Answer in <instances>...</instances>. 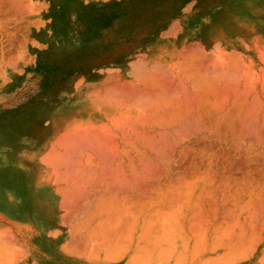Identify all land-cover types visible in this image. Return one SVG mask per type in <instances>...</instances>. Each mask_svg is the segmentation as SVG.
Here are the masks:
<instances>
[{"label":"bare ground","instance_id":"1","mask_svg":"<svg viewBox=\"0 0 264 264\" xmlns=\"http://www.w3.org/2000/svg\"><path fill=\"white\" fill-rule=\"evenodd\" d=\"M88 1L0 0V39L18 44L17 53L11 52L14 56L6 55V45L0 48V70L5 71H0L4 73L0 79L11 80L12 65H21L29 54L33 59L37 39L55 40L58 22L75 24L83 18L82 5ZM169 1L177 6V21H185L187 30L203 23L204 50L195 53L188 51V45L179 50L174 47L170 65L153 57L148 66L135 67L129 78L116 77L113 83L100 81L81 89L75 84L78 90L73 97L79 94L82 99L71 103L70 111L83 108L87 118L69 121L50 147L40 149L44 156L32 155L33 159L40 157L42 178L48 176L52 183L43 179L32 183L30 193L18 199L35 211L36 221L46 225L54 224L56 209L67 217L87 216L70 230L85 237L79 247L88 250V242L93 253L100 252L107 262L127 258L139 264L141 258L144 264L179 262L178 258L187 257L184 250L189 244H206V248L200 246L204 247L201 251L197 246L191 248V260L196 261L202 251L214 254L217 246L247 240L244 246L251 251L258 249L253 243L264 242L258 234L264 230V47L259 42L264 35L247 38L249 33L264 30V0ZM187 1L194 9L188 17L181 10ZM60 5L67 7L65 13ZM198 28L196 32L203 27ZM32 36L35 41L30 44ZM217 39L223 44L219 53L213 49ZM238 51L241 60L234 56ZM64 114L59 113V119ZM57 195L64 202L59 203ZM8 208V199L0 198V210ZM233 229L242 232L232 235ZM126 231L131 237L125 245L120 240L129 236ZM14 237L1 234L0 242L12 243ZM228 250L223 252L234 251Z\"/></svg>","mask_w":264,"mask_h":264},{"label":"rangeland","instance_id":"2","mask_svg":"<svg viewBox=\"0 0 264 264\" xmlns=\"http://www.w3.org/2000/svg\"><path fill=\"white\" fill-rule=\"evenodd\" d=\"M106 1H109V8L114 9V13H110L107 17L102 18L103 22L101 23V31H87V28L85 26L83 27L82 17L77 18L74 21L75 24H71L72 21H70L69 23H66L64 20L63 22L60 21L58 22V27L60 30H58V36L56 35L58 39L56 38L55 40H48L46 37L37 39V45L33 51V59H31V54H29L27 55V59H25L21 65H16V67L12 65L14 67V70L11 71L12 73L9 72L12 75L11 80L9 79V81H2V79H0V198H7L10 205V208H8L7 211L0 210L1 212L3 211L4 213H6L8 216L7 223L0 221V235L6 234V236L8 237L14 236V232L16 229L10 225L12 223V221L10 220L11 218L20 217L26 219L30 217L32 220L36 221L35 218L32 217V211H35L33 209H27L26 205H24V202L23 204H21L20 202H18V199L23 200V196L30 193V185L32 183L37 184L41 179H43L42 176H45L43 162H40L39 159L46 153L44 151V154L40 149H42V147H45L46 145H48L46 147H50L58 130H63L65 127H67L70 123L69 121H72L76 118H87V116L85 117V115H82L83 108H79L76 113H74V110L70 111L72 109V106H70L71 103L73 104V102L82 99V96H80L79 94H76L77 96L73 97V95H75L76 93V90L81 89L84 86L89 87L91 85L98 84L100 81V83H113L115 82L116 77L118 79L129 78L131 77V73L135 69V67L137 68L148 66L147 62L150 61L153 57H158L159 61L161 60L163 61V63H167L163 64L165 66L170 65L172 61V55L170 51L173 50L174 47H177V49L179 50L182 49L185 45H188V51L195 53L197 51L201 53L202 50H204V42H202L201 39V32L204 30V26L202 25L203 23L197 22L195 27H189V30H187V28L185 27V21H177V6H175V3H173L172 1L105 0L104 3H106ZM201 9L203 10L204 8ZM181 10L183 11L182 13H184L185 16L188 17L189 15H191V13H193L194 9L190 6V1H187L183 3ZM203 11H207V9ZM220 11H223V9H220ZM170 13H172L173 16H170ZM71 17H74L73 14ZM246 18L250 17L247 16ZM187 21H189V18ZM59 25L61 26V28ZM154 26L156 27V29ZM199 26L203 28H200V32H196L199 29ZM182 33H187V36L183 37ZM262 35H264V30H257L252 32V34L249 33L247 35V38ZM30 40V44H32V41H35L33 36L30 37ZM194 40H196V42ZM8 42V39H0V48H2L3 45H6L5 48H7L6 51L8 52H6V55L8 54V57L9 55L14 56V54L17 53L15 46H18V44H16V42L14 45H12L10 42ZM259 42L264 45V39L263 41ZM7 43L12 46L8 47L10 45H8ZM221 43V39H217L215 45L213 46L215 47L213 48L215 53H219L218 49H220L221 51L223 46V44ZM169 44L172 45L169 46ZM155 45H157L158 48L153 47ZM263 45L262 47H264ZM160 48H162L163 50ZM13 50L15 51V53L13 52ZM11 52H13L14 54H12ZM233 54L235 53L233 52ZM237 54L234 55L235 58L237 59L238 57V59H240L242 56V52L238 51ZM138 57H142L140 59V62ZM115 58H118L119 60ZM3 72L5 73L4 70ZM109 73L112 75H110ZM3 74L0 72V76H2ZM75 84L78 85V89H76L77 87ZM63 112L65 114L62 115V118L60 117L59 119V113ZM40 153L42 154L38 159H33L32 155H39ZM43 182L51 184L52 180L47 176L44 177ZM57 196L59 203L64 202L65 198H63L62 195ZM59 213H62L60 219L61 221L63 220V227L61 226L63 230H70L71 228H73L72 226L78 223V221L80 222L81 218H87V216L85 215H78L79 217L77 218L75 216L74 218H76L77 220L71 216L67 217V213H64V211L61 209H59ZM66 217L70 219L69 222L65 220ZM177 218H180V220L183 219V217L180 215ZM83 219H81V221H83ZM71 221L74 222L72 223ZM233 230L234 234L233 232H230L232 233V235L236 236H239L242 232H240V229ZM201 232L203 234L204 227ZM127 233L128 232L126 231V234ZM169 233L170 231L168 232V234ZM200 233H197V235L200 236ZM256 233H258V231ZM260 233L264 236V230L261 229L258 234L260 235ZM130 237L131 234H129L127 238L125 237L126 240L124 238L125 241L121 239L120 242H123L125 244V242H128L130 240ZM245 242L247 243V240ZM245 242L238 241L237 243H235V245L231 246H217L214 254L211 252L205 253V251H202L201 254L203 256L201 255L200 259L196 261L191 260V255L194 254H191V248L195 246L194 248L196 250L197 245H194L192 247V245L189 244V247L186 248L187 250H184V253L187 252V257H180L182 259L178 258L179 262H175L176 260H173L166 264H173V262L175 264H264V260L262 261L260 259L264 256V242L256 244L253 243V247L254 245H256L258 246V249L255 250V248H252V252L248 247H246V245L248 244H246ZM248 242L250 243L249 240ZM242 243L243 245H241ZM0 244V249H2L3 251L6 250V252L4 253H1L2 250L0 251V259L2 260H0V263L5 262V264H9L12 259L10 254L8 253H10L9 251H11L12 245L11 243L5 242H0ZM6 244L7 246L9 245L8 247L6 246L9 251H7L5 247ZM124 244L123 247L126 245ZM203 244L201 245L204 246ZM244 244L246 245L244 246ZM238 245L246 247V250L248 248L247 252L245 251V249H242L243 247L240 248ZM198 246L197 248L199 249L200 246ZM204 247L206 248V244ZM204 247L199 250H204ZM188 249H190V251ZM228 249L234 251H230L226 255V253L224 252ZM243 251L246 253H244ZM178 254H180V252H178ZM220 254L226 255L227 258ZM230 254H232V256ZM245 255H249V257L246 258ZM3 256L6 257L3 258ZM207 256H211L212 259L210 257V259H207ZM6 258L9 261L4 260ZM143 259L144 258H141V264H144V262L142 261ZM202 259L205 260L201 261ZM259 259L261 261H258ZM180 260L183 261L180 262ZM112 261L114 262V260ZM214 261H219L220 263H214Z\"/></svg>","mask_w":264,"mask_h":264},{"label":"crops","instance_id":"3","mask_svg":"<svg viewBox=\"0 0 264 264\" xmlns=\"http://www.w3.org/2000/svg\"><path fill=\"white\" fill-rule=\"evenodd\" d=\"M104 1L105 0H100V1H92L91 0V1H88L87 3L84 2L85 5L84 4L82 5L84 10H83V13H81V14L83 15V19L86 18L84 20H85V23H87L85 25L87 30L91 31V30L95 29L94 31H101L102 25H100V24L103 22L102 18L107 17L110 13H114V9L109 8V5H108L109 1H106V3H104ZM89 2H92V4ZM88 4H91V5H88ZM60 7L61 8L63 7L62 9L64 10V13H65L67 7L63 6V5H60ZM91 20L95 23H93ZM98 23H100V24H98ZM56 210H57L58 214H57ZM56 210L54 213H52V219H54L52 221L53 222L55 221V222H54V224L52 223L51 225H46L43 222L38 223V222L32 220L30 217H28L26 219H23L20 217L10 219L12 221V223L10 225L16 229L15 230L16 232H14V236H15L14 238L16 240L12 242L13 244L11 243L12 249L10 251V256L12 255L14 257L16 255L14 258H12V259H14V261H12V264H27V263L28 264H90V262H91V264H93V263L94 264H139V262H137V260L134 261L133 263H131L128 258H127V260L126 259H122V260L119 259V260H114V262H107L104 260L105 257L102 256V254L100 252H99V254L97 252L93 253V250L91 249L92 246H90V248H89L88 242L86 243L88 245V247H87L88 250L86 248L82 249L81 247L83 246V243H85L84 241H86L85 237L82 239V238H80V236H78V237L75 236L74 233L71 232V230L70 231L68 229L63 230L62 229L63 222L60 219L61 214L59 213V209H56ZM7 217L8 216L6 213H4L3 211L2 212L0 211V221L7 223L8 222ZM28 227H31V228H28ZM69 227H71V226H69ZM25 228H28L29 230L25 229ZM21 229H23V230H21ZM26 230H27V232H26ZM52 234H53V236H52ZM71 234L73 236H71ZM85 235L86 234H84V236ZM56 236H57V238H56ZM78 238H80V239L77 240ZM80 240L83 241V242H81V245H79L80 243H77V242H80ZM87 241H89V240H87ZM13 246L16 247V248H14V250H13ZM79 246H81V247H79ZM12 250H13V252H12ZM85 250L88 252L85 253ZM14 251H16V252H14ZM90 251H92V252H90ZM55 252H57V253H55ZM67 253H69V254L67 255ZM75 253L77 255H75ZM95 253H96V255H95ZM90 254L91 255L93 254V255L90 256ZM86 255H88V256H86ZM94 255H95V257H94ZM23 256H24V258H23ZM41 256H42V258H41ZM93 257L95 260L93 259ZM86 260H88V261H86Z\"/></svg>","mask_w":264,"mask_h":264}]
</instances>
